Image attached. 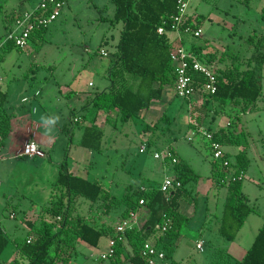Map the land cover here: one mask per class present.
Instances as JSON below:
<instances>
[{
	"label": "crops",
	"instance_id": "obj_1",
	"mask_svg": "<svg viewBox=\"0 0 264 264\" xmlns=\"http://www.w3.org/2000/svg\"><path fill=\"white\" fill-rule=\"evenodd\" d=\"M206 1L208 0H202L204 3ZM243 1L248 2L249 0ZM190 4L191 0H189L186 11L187 18L190 19L194 25H196V29L201 30V23L205 15L201 13L197 14L196 12L194 14L190 13ZM113 17L114 16H111L109 19H112ZM103 19L108 20V17ZM244 21L245 20L242 18H239L237 20L238 27H241L240 25L244 24ZM117 25L118 24H111L110 26L116 27ZM250 26L248 32H243L241 28L240 32L242 31L243 33L240 34V37L238 35L239 32H236L235 37L237 42H233L232 44L217 40H214L213 43L203 42L201 41L202 35L197 39H191L192 35L183 34L182 38L184 44L198 59L201 58L202 55L207 56V58L202 56V59L206 60V64L209 65L213 71H220L227 68V66L231 65L232 58L235 55L240 57L239 63L237 64L241 65L242 70L249 68L257 69L258 76L262 84V96L257 101L256 106L253 107V110H256L264 108V29H261L262 31H257L255 29L252 30ZM119 27L120 33L122 25ZM175 36V34H172L171 38L174 39ZM253 36H256V39L258 40L260 39V42L263 44V46L255 49L254 45L257 40L253 43ZM106 43H109V40L107 37H104L101 46L96 50L99 56L107 57L111 60L109 63H103V66L100 70L102 78L98 84L97 90L84 91L83 94H80L78 89L75 88H71L66 92L62 91L60 87L59 91H53L50 89L46 92H43L42 90L38 89L30 95H17L14 98L15 101H13L12 104H7L9 99L8 90L3 89L0 86L4 91L7 92L8 95L4 107L10 117V131L8 137L6 140L1 139L0 142V186L2 187L4 180L9 181L10 178L13 177V175L17 172V169L21 170L34 168L39 171L37 173L34 172V174L31 175L32 178H28V180L31 179V181L29 183L26 182L24 191H27L25 193H28L29 191L33 193L36 191V193H41L44 195L43 200L40 201L36 198H27L25 196L22 198V200H20L19 205L22 210L20 213L21 222L16 224V227L11 226L8 228L7 226H3V224L0 223L1 229L4 230L5 233L11 237V239L18 237L15 235V231H17V229L20 227H23V229L26 231V235L24 237L30 238V235L32 236L30 224H34L36 227L41 225L44 209L51 206L54 195L61 194V188L59 187L60 185L57 184V180L63 167H66L68 172L73 175L90 181H99L111 194V199L107 203L104 202V204L107 205L106 208H99V210H95L93 207L100 204L101 202L92 207L90 202L84 198H76L69 203L73 213L82 215L88 221L95 220L99 226H103L105 229H107V231L110 230L111 226L116 228L117 223L115 224L114 222L118 217L121 216V213L124 210V205H122L120 201L122 196L116 197L113 193L115 188L114 185L116 184L114 183V180H112L109 184L107 180L108 178L106 176L102 179L99 178V175L96 172L98 170L93 168V161H95L98 154L105 155L106 159H112L107 160L108 162H118L122 159V156L132 155L127 144V139L128 132L131 131L132 133H135V128L134 125L127 124L130 121L122 122L120 119V114H118L116 110L110 112L99 110L96 109L92 104V99L95 94L97 92L108 90L111 84L108 74L110 67L113 65L112 59L114 55H110L108 53L107 47L105 46ZM102 50L105 51L107 55H103L101 53ZM89 75L93 76L94 71H91ZM71 85H73V83L70 84V86ZM89 86L94 87L95 84L90 82ZM173 90L174 93L172 94L171 87H166L162 98L160 100L154 101L149 109L142 111L140 119L146 124L142 130V133L140 136H138L142 144L145 143L149 147V144L151 143L152 146L160 148L161 151H158L156 148V153H164L167 150H171L176 154L178 159H184V155L176 149V146L174 143H172V139L174 133L180 128L179 120L177 121V118L183 111H185L184 108L186 106V114L188 118L186 120L187 125H184V127L185 129L186 126L188 127V132H185L184 136L189 143L193 144L198 140H202L208 147H210L206 137L196 134L200 131H205L206 127H210L211 131L208 132L212 133L218 131L219 129H224L226 132L232 135L234 140H237V142L231 145H223V147L227 146L229 149V151H224L228 155V159L231 161V163L236 162V158L234 160L231 158L237 156L244 150H246L247 158L248 143H246L247 141H244V138L242 137V135H245L244 129L242 128H244V126L246 127L245 122H243V118L253 110H248L244 113L241 110V106H236L232 103H227L225 105L213 103L212 112L214 116L211 115L209 118L210 125H200V128L197 129L196 126L193 125L196 123L191 116V109H193V106L197 104H200V107H202L204 99L198 94L192 95V98H182L178 95L174 96L176 94L175 87ZM175 98L184 99L185 103L181 105L177 104L176 106L174 104ZM188 99H190L189 102L187 101ZM193 103L195 105H193ZM42 114H59L61 121L59 125H57L54 135L51 138H44L41 141L40 133H42L44 129L39 124V116ZM155 114H159V117L162 121H164V118L162 117L166 115L168 120L166 119L165 122H167L168 125L161 124L155 127L154 125L158 124V122L154 119ZM182 117L183 116H181V118ZM146 126H149L150 129H147ZM87 129H93V144L96 145L98 150H92L83 146L82 140ZM152 132L155 133L151 134ZM166 135H168V138ZM164 139H166L165 142L161 143ZM32 140H36L37 143L41 142L37 150L40 154L34 153L30 156L22 154L25 149V145ZM142 148H144L146 151L141 152ZM147 150L148 148L146 149L145 147H141L139 149V155L136 157L134 153V161H136L138 169L143 168L145 170L146 157L144 158L143 154H145ZM139 156H141V158ZM156 159H160L162 163L161 170L164 173L165 178L166 173L171 172V168L165 163L164 159ZM184 160L188 162L186 159ZM71 161H73L72 165L70 163ZM213 163L214 159L212 158L210 174L204 177L198 173V180L188 184V195L183 200H188L191 203L187 204L186 202L184 204L185 201H180L179 212L189 217L190 221L186 227L187 230L185 231V234L182 232L181 236L175 240L172 249V259L179 264H239L251 246H245V241L240 239V234L247 225L246 223L251 214L246 219L244 226L239 231L237 237L234 240H228L220 234L223 210L226 199L229 196V187L227 184L228 181H230L229 176L234 174V168H231L232 171L228 170L230 167L226 169V177L224 180H221L220 176L215 174V171L212 168ZM244 177L245 172H243L242 175V193L247 197L248 204L252 206L249 203L251 202L249 195L244 191ZM254 183L260 186V182L255 181ZM106 184H108L110 187H107ZM151 184L152 183L149 182L148 184L141 183L139 185L147 188ZM119 185L121 184L117 183L116 187H119ZM6 186L7 188H4L2 192H11L12 189L8 185ZM128 186L129 185H127L125 189ZM133 186L136 187L138 185ZM204 198L208 199L203 200ZM65 202H68V198L65 199ZM200 202H202V204H200ZM9 203L10 202L8 201L7 208L9 212L7 217L9 220H15L18 218V208L14 207L13 205V207L10 208ZM113 205L116 206L115 209L113 208ZM252 207L254 208V212L258 213L255 207ZM85 210H87L86 216L84 215ZM93 211H95V213L99 211L97 217L92 216ZM12 213L14 214L11 215ZM128 219L132 221L133 228L141 229L148 219L147 208H140L133 216ZM44 220L46 219L44 218ZM191 232H195L194 234H197L195 239V248L203 255L200 259L197 258L191 249L184 246L183 240L181 239L183 235L188 238L189 233ZM112 235H116V232L114 231L113 234L108 233L106 236L111 238ZM83 243L84 242L80 240H78L76 243V251L70 264H87L88 259L76 260V256L80 252L79 248ZM12 244L13 245H11L9 249L8 245L3 251L0 257V264H13L15 260H18L22 264H26L27 260L19 254L18 248L15 246V244ZM123 245L125 247L124 251H128L130 248L128 241L123 240ZM241 251L243 256L241 258L236 257V255L238 256ZM128 255L129 254L125 255L124 253L121 255L123 264H131L125 260Z\"/></svg>",
	"mask_w": 264,
	"mask_h": 264
},
{
	"label": "trees",
	"instance_id": "obj_2",
	"mask_svg": "<svg viewBox=\"0 0 264 264\" xmlns=\"http://www.w3.org/2000/svg\"><path fill=\"white\" fill-rule=\"evenodd\" d=\"M112 2L115 6V15L110 22L112 25L121 24L122 29L117 49L113 53V65L109 69L110 88L97 92L92 104L99 110L108 112L116 110L120 114L121 121L128 122L140 119L142 111L149 109L154 101L162 98L166 87L175 86L176 73L171 60L169 36L159 34L158 27L166 23L167 28H171L172 18L178 13L179 0H112ZM19 13L16 12L9 18L5 27L7 34L12 30ZM183 27L197 28L190 19H187ZM47 29H36L30 35L29 41L38 38L43 40ZM254 46L257 49L263 44L257 39ZM1 47L4 53L18 48L12 41L3 42ZM2 59L3 55H0V60ZM199 59L204 62L202 58ZM239 59L240 57L235 55L231 65L223 70L214 71L217 78V92L213 95L203 90L205 77L195 75L198 92L209 97L204 100L203 107L213 103L219 105L232 103L241 106L244 113L253 110L262 96L261 80L257 69L242 70L241 65L237 64ZM7 96V92L0 87V138L3 140L7 139L10 131V117L4 107ZM162 118L168 120L166 115ZM201 124H203L202 117H198L196 124L193 125L199 129ZM157 125L159 123L154 126ZM146 128L150 129L149 126ZM93 133V129H87L82 144L86 148L98 150L93 144ZM213 135V140L222 145L237 142L224 129L213 132ZM149 147H152L151 143ZM156 148L161 151L160 148ZM173 155L176 156L175 153ZM226 157L228 158L227 154ZM164 160L171 168V177L181 182L180 188L170 193H163L161 191L163 180L155 181L147 188L141 185L136 187L129 185L120 199L121 204L124 205L120 216L122 221L133 216L140 208H147L148 219L141 229H129L118 235L117 227L111 226L107 231L95 220L88 221L82 215L74 214L69 204L72 200L82 197L93 207L99 202L107 203L111 199V194L99 181H90L73 175L63 167L57 180L61 194L54 195L51 206L44 209L39 227L30 224L32 234L30 238L18 236L11 239L4 230L0 229V257L7 246L14 243L19 254L27 260L26 264H70L78 240L97 247L103 236L108 233L113 234L115 231L116 235L111 237L115 241V254L112 255L115 264H123L121 258L125 250L123 240L128 241L132 248L131 254L125 259L126 262L148 264L141 255V247L144 242L149 241L165 250L168 264H179L172 259V249L175 240L181 236L190 221L189 217L179 212L180 201L186 198L187 186L198 180V174L184 159H179L177 163H173L171 159ZM230 165L234 168L233 176L237 179L228 182L229 196L223 210L220 234L228 240H234L248 216L254 212V208L248 204L247 197L242 193V175L247 168L246 150L236 156V162L230 161ZM212 168L221 180L225 179V169L221 168L218 162L214 161ZM66 198L68 202H65ZM141 199L144 200L142 205ZM44 214L51 215L54 221L44 220ZM164 226H167L166 230H163ZM28 239L31 240L30 243ZM13 264L22 263L15 260ZM239 264H264V223Z\"/></svg>",
	"mask_w": 264,
	"mask_h": 264
},
{
	"label": "rangeland",
	"instance_id": "obj_3",
	"mask_svg": "<svg viewBox=\"0 0 264 264\" xmlns=\"http://www.w3.org/2000/svg\"><path fill=\"white\" fill-rule=\"evenodd\" d=\"M65 1L66 4L62 14L47 29L43 40L38 38L29 41L24 49L13 48L11 51L4 53L1 46L7 36L5 27L9 22V18L14 16L16 12H21L23 9L35 6L38 0H0V55H3V59L0 60V86L8 90L9 99L7 104H12L17 95H30L38 89L43 92L50 89L59 91L60 87L62 91L66 92L71 88H75L78 89L80 94H83L84 91L97 90L102 78L100 70L103 63H109L111 60L107 57L99 56L96 50L101 46L104 37H107L109 40V43H106L105 46L110 55H113L117 49L120 34L119 26L121 25L118 24L116 27H112L110 26L111 22L109 19V17L115 15V6L111 0ZM189 12L205 15L201 23V41L203 42L213 43L214 40H217L232 44L233 42H237L235 37L236 32H239L238 35L240 37V34L244 31L248 32L250 25L252 30L259 31L264 29L263 0H249L248 2H244L243 0H208L205 3L202 0H191ZM105 17H108V20L103 19ZM239 18L245 20L244 24L240 25L241 27H238L237 24ZM241 28L243 32H240ZM253 37L254 43L257 39L256 36ZM191 39L197 38L191 36ZM204 57L207 58L206 55ZM91 71H94L93 76L89 75ZM90 82L95 84V86H89ZM72 83L73 85L70 86ZM173 88L174 86L171 87L172 94L174 93ZM195 94H198L204 100L209 98L202 92L197 91ZM174 96H177V94ZM189 100L187 101L189 102ZM174 101L176 106L177 104L181 105L185 103V100L181 98H175ZM194 103L193 105H195ZM212 105L207 104V106L200 107V104H197L193 106L191 116L195 123L198 117H202L203 124L201 125H208L209 118L213 115ZM184 109L185 111L177 118L180 128L174 133L172 143L184 155V159L191 164L196 173L206 177L210 174L211 169V151L202 140H198L193 144L187 141L184 136V133L188 132V127L186 126V129L184 127V125H187L186 120L188 118L186 106ZM181 116L183 117L181 118ZM158 117L159 114H155L154 119L159 125H168L165 120L162 121ZM243 122H245L246 127L244 126L242 128L245 134L242 137L248 143V166L245 170L244 191L249 195L251 200L249 203L258 211V213H251L246 223L247 225L240 234V239L245 241L244 245L250 246L258 233V229L264 222V108L256 109L248 113L243 118ZM127 124L134 125L135 128V133L128 132L127 139V144L133 156H122V159L118 162H108L107 160L112 159H106L105 155L98 154L95 161H93V168L98 170L96 172L99 178L102 179L106 176L109 184L112 180L116 183L113 190L116 197H121L125 193V187L127 185L153 183L163 180L165 176L161 170L162 163L160 159L154 157L156 146L148 147L147 144H142L138 137L146 124L141 119L132 120ZM205 131H211L210 127H206ZM154 133L152 132L151 134ZM196 135L203 136L201 132H198ZM166 136L168 138V135ZM165 140L161 143H164ZM141 147L148 148L147 152L143 154V157H146L145 170L143 168L138 169V165L134 161L135 157L139 155V149ZM223 149L229 151L227 146H224ZM139 157L141 158V156ZM175 157L177 162H179L177 156ZM235 158L236 156L231 159L234 160ZM70 163L72 165L73 161ZM229 167L228 170L232 171V167ZM38 171L34 168L17 169V172L9 181H3L2 187L0 186V223L3 226H7L8 228L11 226L16 227L15 225L21 222L20 213L22 210L19 202L24 196L27 198H36L39 201L43 200L44 195L41 193H36V191L33 193L30 191L25 193L27 191H24L26 182L29 183L31 181L28 178H32L31 175ZM166 176H172L171 172L166 173ZM231 177L232 175L229 176V178ZM255 181L260 182V186L254 183ZM117 183L121 185L116 187ZM6 185L12 189L11 192H2L4 188H7ZM106 186L110 187L108 184ZM207 199L204 198L203 200ZM8 201L10 202V208L13 206L18 208V218L15 220H9L7 217L9 212L7 208ZM183 201H185L184 204L186 202L187 204L191 203L188 200ZM106 206L104 202H101L93 207V209H105ZM115 207L113 205L114 209ZM92 213L93 217H97L99 211L97 213L93 211ZM84 215H87V210L84 211ZM44 218L49 222L54 221L51 215L44 214ZM121 222V218L118 217L114 223H117V227ZM186 230L187 228L183 230L184 234ZM194 233H189L188 238L183 235L181 239L183 240L184 246L191 249L197 258L200 259L203 255L195 248L197 234ZM15 235L24 237L26 231L23 227H20L15 231ZM110 241V237L103 236L100 245L96 248H93L87 243H83L79 248L80 252L77 254L76 260L88 259L87 264H115L112 256H108L104 260L101 259V255L109 251ZM11 245L13 244L11 243L8 249ZM131 250L132 248L130 247L128 251H124V254L130 255ZM242 256V251L238 256L236 255L238 258Z\"/></svg>",
	"mask_w": 264,
	"mask_h": 264
},
{
	"label": "built area",
	"instance_id": "obj_4",
	"mask_svg": "<svg viewBox=\"0 0 264 264\" xmlns=\"http://www.w3.org/2000/svg\"><path fill=\"white\" fill-rule=\"evenodd\" d=\"M189 0H179L178 13L172 18L170 29L167 28L166 23L158 27L159 34H167L171 45V60L175 67L176 80H175V93L182 98H188L199 90L196 86L195 75L199 74L205 77L206 82L203 85V90L208 94H215L217 92V78L212 68L206 63L198 59L190 49L184 44L182 35L190 34L196 38L201 36L200 29H191L183 27L187 21V8ZM66 1L65 0H38L37 4L33 7L23 9L17 16L12 30L7 34L4 42L12 41L18 48L24 49L29 43L30 35L40 28H49L54 24L58 17L62 14ZM175 34L172 39L171 35ZM103 55H107L105 51H101ZM208 140L212 152V158L218 162L220 167L228 169L230 161L226 157V152L223 145L218 141L213 140V133L200 131ZM1 142V138H0ZM145 149L142 148L141 152ZM25 153V149L22 154ZM40 154L38 151L30 152L29 154ZM156 158L171 159L173 163H177L176 157L167 150L164 153H156ZM235 181L237 177L230 178ZM239 179V177H238ZM181 182L171 176H166L161 184V191L163 193H170L181 187ZM140 204H144V200H140ZM167 226L163 227L166 230ZM1 229V227H0ZM133 229L132 221L129 219L123 220L117 226V234H123L127 230ZM31 240L28 239V243ZM110 249L107 253L101 255L102 259H107L108 256L115 254V241L111 239ZM200 247V246H199ZM141 255L147 260L148 264H168L165 250L156 247L153 243L146 241L141 247Z\"/></svg>",
	"mask_w": 264,
	"mask_h": 264
},
{
	"label": "clouds",
	"instance_id": "obj_5",
	"mask_svg": "<svg viewBox=\"0 0 264 264\" xmlns=\"http://www.w3.org/2000/svg\"><path fill=\"white\" fill-rule=\"evenodd\" d=\"M60 121L61 117L59 114H42L39 116V124L44 129V131L40 133L41 141L44 138H51L54 135L57 129V125H59ZM40 143H37L36 140L29 141L25 145L24 154L36 152L39 148Z\"/></svg>",
	"mask_w": 264,
	"mask_h": 264
}]
</instances>
